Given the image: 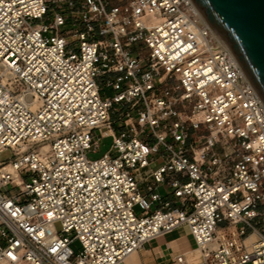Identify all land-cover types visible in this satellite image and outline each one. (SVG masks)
Returning <instances> with one entry per match:
<instances>
[{"label": "built area", "instance_id": "built-area-1", "mask_svg": "<svg viewBox=\"0 0 264 264\" xmlns=\"http://www.w3.org/2000/svg\"><path fill=\"white\" fill-rule=\"evenodd\" d=\"M7 149L0 264H120L184 226L196 264H264V101L193 0H0Z\"/></svg>", "mask_w": 264, "mask_h": 264}, {"label": "water", "instance_id": "water-1", "mask_svg": "<svg viewBox=\"0 0 264 264\" xmlns=\"http://www.w3.org/2000/svg\"><path fill=\"white\" fill-rule=\"evenodd\" d=\"M264 101V0H193Z\"/></svg>", "mask_w": 264, "mask_h": 264}, {"label": "crops", "instance_id": "crops-1", "mask_svg": "<svg viewBox=\"0 0 264 264\" xmlns=\"http://www.w3.org/2000/svg\"><path fill=\"white\" fill-rule=\"evenodd\" d=\"M163 189L162 193L171 198V192ZM256 234L252 239H256ZM180 253L186 255L187 260L196 264L202 260L201 251L197 248L195 241L186 227L177 228L171 232L163 233L147 242L133 255H129L120 264H165Z\"/></svg>", "mask_w": 264, "mask_h": 264}, {"label": "rangeland", "instance_id": "rangeland-1", "mask_svg": "<svg viewBox=\"0 0 264 264\" xmlns=\"http://www.w3.org/2000/svg\"><path fill=\"white\" fill-rule=\"evenodd\" d=\"M52 21V19H50V22ZM113 93H115L114 91H107V94L108 95H112ZM99 133V131L97 132ZM97 139V137H96ZM112 142H113V139L111 137H107V138H103L101 140H99V146L96 148V151L95 152H89L88 153V157L90 159H98L100 157H102L111 147L112 145ZM11 156V151L9 149L3 151L1 154H0V160L1 159H6L8 157ZM163 191V189H161V192ZM135 211L138 215H141V209L140 207H136L135 208ZM55 227L58 231H60L62 229V224L61 222H56L55 223ZM186 227V226H184ZM187 228V227H186ZM72 248L78 252L81 248V245L79 243L78 240H75L74 243L72 244Z\"/></svg>", "mask_w": 264, "mask_h": 264}, {"label": "bare ground", "instance_id": "bare-ground-1", "mask_svg": "<svg viewBox=\"0 0 264 264\" xmlns=\"http://www.w3.org/2000/svg\"><path fill=\"white\" fill-rule=\"evenodd\" d=\"M135 253V252H134ZM134 253H132L131 255H133Z\"/></svg>", "mask_w": 264, "mask_h": 264}]
</instances>
